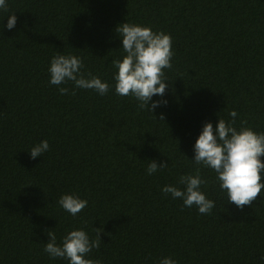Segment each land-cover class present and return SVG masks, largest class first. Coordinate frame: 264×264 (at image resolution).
Segmentation results:
<instances>
[{"label": "trees", "instance_id": "obj_1", "mask_svg": "<svg viewBox=\"0 0 264 264\" xmlns=\"http://www.w3.org/2000/svg\"><path fill=\"white\" fill-rule=\"evenodd\" d=\"M10 14L11 30L3 27ZM124 22L172 37L166 105L149 113L112 88L61 95L49 84L59 53L79 56L85 76L111 85L112 61L122 54L115 29ZM232 110L237 128L264 132V0H8L0 12V264H67L44 246L48 232L60 243L73 229L99 235L86 258L100 264H158L165 256L264 264V192L238 208L201 168L202 190L216 202L204 215L161 191L195 173L202 125L231 120ZM41 140L49 151L30 158ZM152 160L168 167L147 175ZM67 193L88 201L75 217L57 203Z\"/></svg>", "mask_w": 264, "mask_h": 264}, {"label": "clouds", "instance_id": "obj_2", "mask_svg": "<svg viewBox=\"0 0 264 264\" xmlns=\"http://www.w3.org/2000/svg\"><path fill=\"white\" fill-rule=\"evenodd\" d=\"M8 0H0V12L6 11ZM3 25L11 30L16 25V16H7ZM120 39L121 57L112 61L116 69L110 85L98 76H85L82 59L76 55L56 54L47 68L48 82L57 86L61 95H74V89L92 90L100 96L108 94L110 88L116 95L132 97L142 110L151 113L161 105H166L165 90L168 87L165 70L172 68V37L163 31H153L150 26L124 22L115 29ZM72 82L73 89L61 87ZM154 96L161 99L153 100ZM231 120L220 118L215 126L208 121L202 125L193 144V157L190 159L196 167L194 174L181 175L178 185H165L161 191L172 199H179L185 208L195 207L200 214H211L216 202L209 199L202 190L206 180L200 169L207 168L215 173V180L227 202L238 208L250 205L256 197H261L264 189V132L252 128L236 127L238 113L232 110L228 114ZM163 120V116H161ZM47 140H41L29 149L30 158L42 157L49 151ZM168 167L164 161L159 164L152 160L146 168L147 175H153ZM57 203L71 216H77L88 205L86 199L74 193L62 194ZM44 252L50 259H64L67 264H100L98 260L86 258L93 249L100 247V238L95 239L83 229L68 231L57 243L54 232L47 233ZM158 264H178L170 256L162 257Z\"/></svg>", "mask_w": 264, "mask_h": 264}]
</instances>
